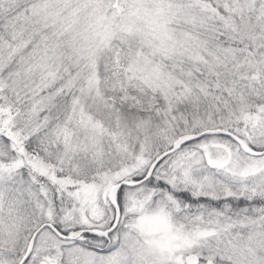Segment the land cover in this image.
Instances as JSON below:
<instances>
[{
  "label": "snow or ice",
  "instance_id": "6c2138e0",
  "mask_svg": "<svg viewBox=\"0 0 264 264\" xmlns=\"http://www.w3.org/2000/svg\"><path fill=\"white\" fill-rule=\"evenodd\" d=\"M0 264H264V0H0Z\"/></svg>",
  "mask_w": 264,
  "mask_h": 264
}]
</instances>
